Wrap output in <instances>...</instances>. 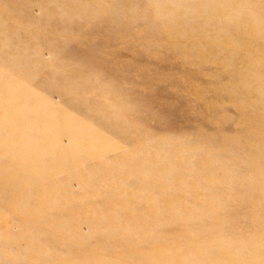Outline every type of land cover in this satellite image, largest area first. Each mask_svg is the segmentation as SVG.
I'll use <instances>...</instances> for the list:
<instances>
[{
	"label": "rangeland",
	"instance_id": "obj_1",
	"mask_svg": "<svg viewBox=\"0 0 264 264\" xmlns=\"http://www.w3.org/2000/svg\"><path fill=\"white\" fill-rule=\"evenodd\" d=\"M0 264H264V0H0Z\"/></svg>",
	"mask_w": 264,
	"mask_h": 264
}]
</instances>
